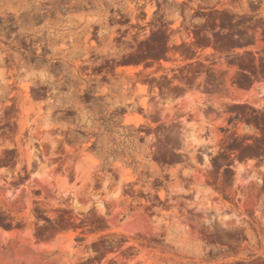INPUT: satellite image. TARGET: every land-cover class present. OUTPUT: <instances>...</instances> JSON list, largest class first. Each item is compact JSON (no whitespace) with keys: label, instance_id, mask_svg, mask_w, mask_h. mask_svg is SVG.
Listing matches in <instances>:
<instances>
[{"label":"rangeland","instance_id":"rangeland-1","mask_svg":"<svg viewBox=\"0 0 264 264\" xmlns=\"http://www.w3.org/2000/svg\"><path fill=\"white\" fill-rule=\"evenodd\" d=\"M0 264H264V0H0Z\"/></svg>","mask_w":264,"mask_h":264},{"label":"bare ground","instance_id":"bare-ground-1","mask_svg":"<svg viewBox=\"0 0 264 264\" xmlns=\"http://www.w3.org/2000/svg\"><path fill=\"white\" fill-rule=\"evenodd\" d=\"M137 67V66H136ZM136 67L135 66H132V65H129V66H126V67H124L123 69L125 70V71H128V72H133L134 70H136ZM130 117H129V120L128 121H130ZM135 122H138V121H135Z\"/></svg>","mask_w":264,"mask_h":264},{"label":"crops","instance_id":"crops-1","mask_svg":"<svg viewBox=\"0 0 264 264\" xmlns=\"http://www.w3.org/2000/svg\"><path fill=\"white\" fill-rule=\"evenodd\" d=\"M187 92H188V90H187V89H185V90H184V93L186 94ZM183 96H184V94H183Z\"/></svg>","mask_w":264,"mask_h":264}]
</instances>
